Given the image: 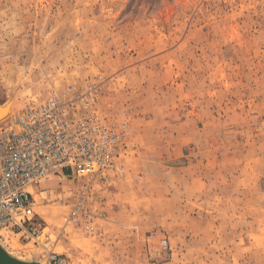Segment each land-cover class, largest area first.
Wrapping results in <instances>:
<instances>
[{"label":"rangeland","instance_id":"1","mask_svg":"<svg viewBox=\"0 0 264 264\" xmlns=\"http://www.w3.org/2000/svg\"><path fill=\"white\" fill-rule=\"evenodd\" d=\"M70 87L127 125L119 163L44 179L41 236L0 237L11 255L264 264V0H0L8 119Z\"/></svg>","mask_w":264,"mask_h":264},{"label":"built area","instance_id":"2","mask_svg":"<svg viewBox=\"0 0 264 264\" xmlns=\"http://www.w3.org/2000/svg\"><path fill=\"white\" fill-rule=\"evenodd\" d=\"M69 89V99L53 94L0 123V237L38 240L32 190L44 179L72 174L91 181L119 163L127 125L94 114L93 89ZM79 200L77 212L86 213L84 198ZM86 221L92 231L90 218ZM48 253L53 264H66Z\"/></svg>","mask_w":264,"mask_h":264},{"label":"water","instance_id":"3","mask_svg":"<svg viewBox=\"0 0 264 264\" xmlns=\"http://www.w3.org/2000/svg\"><path fill=\"white\" fill-rule=\"evenodd\" d=\"M0 264H42L40 261H24L11 255L1 244H0Z\"/></svg>","mask_w":264,"mask_h":264},{"label":"bare ground","instance_id":"4","mask_svg":"<svg viewBox=\"0 0 264 264\" xmlns=\"http://www.w3.org/2000/svg\"><path fill=\"white\" fill-rule=\"evenodd\" d=\"M11 101H9V102H11ZM8 103H6L7 105L0 106V123L8 120V117L11 114V111H12V102L9 103V104Z\"/></svg>","mask_w":264,"mask_h":264}]
</instances>
